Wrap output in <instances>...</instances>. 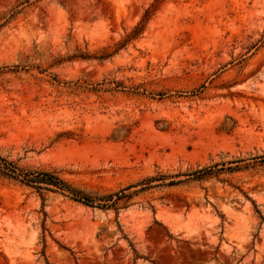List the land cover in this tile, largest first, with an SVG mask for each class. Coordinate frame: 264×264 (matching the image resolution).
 <instances>
[{
  "label": "rangeland",
  "instance_id": "374dc122",
  "mask_svg": "<svg viewBox=\"0 0 264 264\" xmlns=\"http://www.w3.org/2000/svg\"><path fill=\"white\" fill-rule=\"evenodd\" d=\"M0 157V264H264V0H0Z\"/></svg>",
  "mask_w": 264,
  "mask_h": 264
},
{
  "label": "trees",
  "instance_id": "16d2710c",
  "mask_svg": "<svg viewBox=\"0 0 264 264\" xmlns=\"http://www.w3.org/2000/svg\"><path fill=\"white\" fill-rule=\"evenodd\" d=\"M0 175L18 181L20 184L32 188L37 192L45 191L64 195L66 194L74 201L81 202L85 205L93 204L89 196L77 189H74L66 181L59 178L54 172L43 170L26 171L17 167L14 163L0 157ZM173 184H176V182L170 181L168 183V185ZM119 193L110 194L103 198L107 201H110L114 196H118Z\"/></svg>",
  "mask_w": 264,
  "mask_h": 264
}]
</instances>
